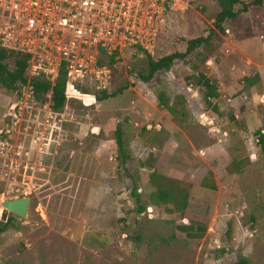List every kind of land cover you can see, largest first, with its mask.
Returning a JSON list of instances; mask_svg holds the SVG:
<instances>
[{
    "label": "rangeland",
    "instance_id": "obj_1",
    "mask_svg": "<svg viewBox=\"0 0 264 264\" xmlns=\"http://www.w3.org/2000/svg\"><path fill=\"white\" fill-rule=\"evenodd\" d=\"M198 2L192 12L214 29L216 3ZM170 36L177 40L176 28ZM217 36L208 57L199 52L178 61L149 83L133 78L143 55L125 50L108 64L106 92L121 91L90 105L72 98L52 111L48 101L31 98L27 85L5 89L11 101L0 125V200L27 196L29 205L24 218H15L17 227L0 234V262L236 264L242 256L264 264V156L255 135L264 132V93L259 88L249 107L247 82L241 83L259 79L257 68L264 75V0L225 20ZM200 75L216 86L224 115L252 111L256 129L242 128L239 117L223 135L217 97L209 99L214 110ZM221 85L233 93L222 97ZM114 120L127 127L126 166L146 212L137 219L122 212L132 203L130 181L116 167ZM228 163L239 170L226 172ZM185 174L202 178L197 185ZM160 185L175 196L184 191L185 216L172 203L151 200ZM181 225L191 229L184 233Z\"/></svg>",
    "mask_w": 264,
    "mask_h": 264
},
{
    "label": "built area",
    "instance_id": "obj_2",
    "mask_svg": "<svg viewBox=\"0 0 264 264\" xmlns=\"http://www.w3.org/2000/svg\"><path fill=\"white\" fill-rule=\"evenodd\" d=\"M198 1L0 0V46L28 55L29 93L30 77L52 84L63 70L66 101L90 105L109 83V63L125 50L151 54L167 13Z\"/></svg>",
    "mask_w": 264,
    "mask_h": 264
},
{
    "label": "trees",
    "instance_id": "obj_3",
    "mask_svg": "<svg viewBox=\"0 0 264 264\" xmlns=\"http://www.w3.org/2000/svg\"><path fill=\"white\" fill-rule=\"evenodd\" d=\"M217 5V12L214 15V29L209 28L205 23L197 18L192 9H186L182 12H168L166 23L156 37V44L151 54H143L144 67L137 71L133 78L139 79L144 83L154 81L157 74L169 70L176 62H187L188 59L199 52L205 53V58L214 52L216 45H213L214 40L218 37L217 30L222 29V24L225 20H233L238 13L246 12L249 7H259L263 0H213ZM202 2V1H201ZM202 4V3H201ZM182 19L183 23H180ZM179 23V25L177 24ZM177 24V26H175ZM176 28L177 40H172L171 32ZM28 55L11 49H6L0 46V86L7 90L15 91L27 82L25 76L27 67ZM247 77H243V81H247ZM200 84L204 89L203 98L207 105H210L214 110L215 106L211 105L210 98L217 97L216 86L208 79L200 75ZM30 86V96L34 101L46 102L52 111H60L66 101V79L64 71L60 70L58 76L52 84H50L42 76H32L28 80ZM121 89L107 93L106 89L100 90L95 95V100H101L106 97L114 96ZM163 104L162 100H159ZM127 127L123 126L119 120L113 121V145L116 167L130 181L128 189V197L132 203V207L124 206L122 212L125 216L132 215L135 219L139 218L145 212L143 200L136 192L135 181L126 166L128 154L125 147V132ZM100 133V130H99ZM257 145L261 154L264 156V132H260V128L255 130ZM238 166V163H235ZM148 187V186H146ZM180 193L173 194L170 187L157 186L150 194L151 200L156 203H172L182 215L185 216L186 194L180 190ZM168 211H173L168 210ZM191 222V218H188ZM15 218L8 211H2L0 216V234L8 227L15 228ZM196 228L201 225L195 222ZM191 226H178L179 230L184 233L189 232ZM226 249V248H225ZM221 254L226 251L219 249ZM236 264H249V261L242 256L235 259ZM0 264H10L9 262H0Z\"/></svg>",
    "mask_w": 264,
    "mask_h": 264
},
{
    "label": "crops",
    "instance_id": "obj_4",
    "mask_svg": "<svg viewBox=\"0 0 264 264\" xmlns=\"http://www.w3.org/2000/svg\"><path fill=\"white\" fill-rule=\"evenodd\" d=\"M256 72L258 74L259 79H255L253 81H251V80L249 81V77H247L248 80L245 81V82H247L248 93H249V97H246L245 101H246V104L249 105V107L252 106L254 104V102H256L259 99V97L257 95V91L259 90V88H261L262 89V93H264L263 92L264 91V75H261L260 74L259 68L256 69ZM243 82L244 81L242 80V82H241L242 85H243ZM0 87H1L0 88V125H1V123L4 120V117H5L6 113L8 112L7 109H8V105H9V103H10L11 100H10V96L6 93L5 88L2 87V86H0ZM220 87L221 88H219L218 91L219 90L221 91L222 97L225 96V95H227V94L229 95V94L233 93L232 92L233 91V88H232V86L230 87V85H224V86L221 85ZM237 88H238V86L236 87V89ZM261 97L263 98L264 97V94H262ZM234 98H235V96H234ZM233 102H234V104H236V106H238L239 103H240V100H239L238 97H236V99L233 100ZM224 103L225 102L222 100L221 96H217V103H216V105L219 108L218 109V114H222V118H224V120H223L224 121L223 122L224 124L221 127V130H222V134L223 135H225L230 130H234L235 129V124L234 123H235V120L237 118H239V117L242 118V121H243L242 128H245L246 127L247 130H249V129H254L255 127H257L256 126V123H255V117L252 114V111H247V112L242 111V113H240V114H237L236 112H228V113H226L224 115V110H222L223 109L222 107H223V104ZM236 106H235V111H237V109H236L237 107ZM171 139L173 140V138H171ZM205 154L206 153H204L202 155V157H204ZM226 165H225L226 172L232 173L234 171L239 170L238 169V166L235 163H233V164L228 163ZM190 176H191V178L194 176V178H192L191 180H189L188 177H190ZM201 178H202V175H200V174L198 176L196 174H190V175L189 174H185L184 175V180L190 181L191 183L197 184V185L199 184ZM147 181H148L147 178H144L143 185L145 187L146 186L149 187ZM148 187H146V188H148Z\"/></svg>",
    "mask_w": 264,
    "mask_h": 264
},
{
    "label": "water",
    "instance_id": "obj_5",
    "mask_svg": "<svg viewBox=\"0 0 264 264\" xmlns=\"http://www.w3.org/2000/svg\"><path fill=\"white\" fill-rule=\"evenodd\" d=\"M29 205V197L19 196L13 198H4L0 200V207L8 212L14 218H24Z\"/></svg>",
    "mask_w": 264,
    "mask_h": 264
}]
</instances>
